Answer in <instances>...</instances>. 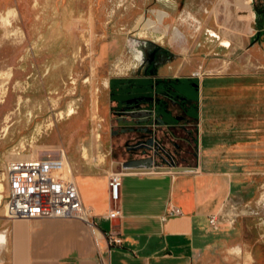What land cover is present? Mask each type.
<instances>
[{"label":"rangeland","instance_id":"rangeland-1","mask_svg":"<svg viewBox=\"0 0 264 264\" xmlns=\"http://www.w3.org/2000/svg\"><path fill=\"white\" fill-rule=\"evenodd\" d=\"M259 13L264 21V0H0V235L10 220L9 162L60 159L64 150L75 175V162L108 170L134 143L139 100L149 110L160 100L150 83L264 73V35L249 48L263 29ZM214 32L232 46L221 47ZM170 135L176 145L179 129ZM219 216L201 264H264V182Z\"/></svg>","mask_w":264,"mask_h":264},{"label":"crops","instance_id":"crops-1","mask_svg":"<svg viewBox=\"0 0 264 264\" xmlns=\"http://www.w3.org/2000/svg\"><path fill=\"white\" fill-rule=\"evenodd\" d=\"M14 9L3 14L8 30ZM143 86L139 81L140 97ZM150 87L160 100H152V110L144 107L147 100H139L134 143L115 161L135 162L122 174L120 199L111 200L113 161L101 172L91 165L87 172L75 162L85 206L95 224L108 221L110 230L96 224L91 235L82 219H10L0 235V264L205 262L210 233L219 230L210 225L211 216L264 182V73H203L154 81ZM174 129L181 136L176 145ZM148 160L151 170L143 162ZM179 167L189 169L175 170ZM113 207L121 214L109 219ZM173 208L180 213L171 214ZM105 233L120 237L121 244H110Z\"/></svg>","mask_w":264,"mask_h":264},{"label":"built area","instance_id":"built-area-1","mask_svg":"<svg viewBox=\"0 0 264 264\" xmlns=\"http://www.w3.org/2000/svg\"><path fill=\"white\" fill-rule=\"evenodd\" d=\"M66 153L60 151V159L33 158L11 161L6 168L8 193L5 201L6 216L16 218H54L82 219L97 231L93 215L82 199L78 186L73 179V170L65 167ZM123 171H111V200L117 202L121 197ZM180 210L173 208L171 214ZM121 211L113 207L107 213L109 219L119 217ZM222 223L219 215L210 218V225L219 228ZM110 244H121L122 239L105 233Z\"/></svg>","mask_w":264,"mask_h":264},{"label":"flooded vegetation","instance_id":"flooded-vegetation-1","mask_svg":"<svg viewBox=\"0 0 264 264\" xmlns=\"http://www.w3.org/2000/svg\"><path fill=\"white\" fill-rule=\"evenodd\" d=\"M165 16H166V13L161 11L158 14V19L162 22L164 20V17ZM258 17H259L258 20H260L261 23L263 24V29L260 30V33L257 34L256 38L253 40V42H251V44L249 46L250 49L254 48L257 43H260L261 42V39H262V36L264 35V21L262 20V16H261L260 13L258 14ZM151 24H153V23L149 21V22L146 23V26H150ZM210 36H212L213 38H218L219 39V42H220V45L223 48H230L232 46V43H231L230 40L222 39L221 37H219L218 33H216V32L211 33ZM261 50L264 53V46L261 47Z\"/></svg>","mask_w":264,"mask_h":264},{"label":"water","instance_id":"water-1","mask_svg":"<svg viewBox=\"0 0 264 264\" xmlns=\"http://www.w3.org/2000/svg\"><path fill=\"white\" fill-rule=\"evenodd\" d=\"M142 162V161H141ZM143 162H147L148 163V168L147 170H151V161H143ZM137 163H140V162H137ZM135 164V162H128V163H125L124 165L120 162H114L113 163V171H123V170H130V168H133L132 166ZM189 168L187 167H179L175 170H188Z\"/></svg>","mask_w":264,"mask_h":264},{"label":"bare ground","instance_id":"bare-ground-1","mask_svg":"<svg viewBox=\"0 0 264 264\" xmlns=\"http://www.w3.org/2000/svg\"><path fill=\"white\" fill-rule=\"evenodd\" d=\"M74 113H75V110H74V109H71V111H70V115H73ZM64 164H65V167L67 168L68 171H69V169L72 170V168H71V166H70V163H69L67 157H65V159H64ZM72 177H73V179L75 180L74 175H73ZM1 188H2V187H1Z\"/></svg>","mask_w":264,"mask_h":264}]
</instances>
